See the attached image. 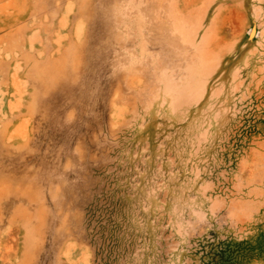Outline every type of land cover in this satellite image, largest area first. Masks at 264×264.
Listing matches in <instances>:
<instances>
[{
  "label": "rangeland",
  "instance_id": "obj_1",
  "mask_svg": "<svg viewBox=\"0 0 264 264\" xmlns=\"http://www.w3.org/2000/svg\"><path fill=\"white\" fill-rule=\"evenodd\" d=\"M0 264H264V0H0Z\"/></svg>",
  "mask_w": 264,
  "mask_h": 264
}]
</instances>
